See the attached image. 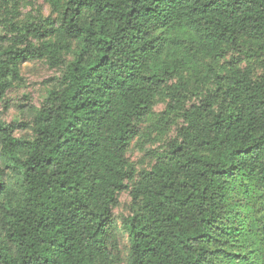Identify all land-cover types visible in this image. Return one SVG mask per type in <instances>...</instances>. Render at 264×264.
<instances>
[{"label": "trees", "instance_id": "1", "mask_svg": "<svg viewBox=\"0 0 264 264\" xmlns=\"http://www.w3.org/2000/svg\"><path fill=\"white\" fill-rule=\"evenodd\" d=\"M46 1L55 19L11 21L0 45V96L25 61L65 68L32 138L0 120V264H122L133 181L126 264H264V0ZM159 97L153 127L176 135L136 174Z\"/></svg>", "mask_w": 264, "mask_h": 264}, {"label": "rangeland", "instance_id": "2", "mask_svg": "<svg viewBox=\"0 0 264 264\" xmlns=\"http://www.w3.org/2000/svg\"><path fill=\"white\" fill-rule=\"evenodd\" d=\"M15 1L16 4L14 5L12 0H0V21L3 22L0 25V45L8 44L6 38L13 35L7 23L14 21L23 25L27 22H39L48 17L55 19L57 16L46 0ZM169 35L191 41V33L179 29L169 30ZM34 42L36 43V41ZM174 50L176 49L172 46L171 52ZM177 52L183 54V50L179 49ZM67 58L71 59L72 56L69 55ZM229 58L227 57L226 61ZM238 63L243 68L247 67L249 63L256 64L257 72H263V68L256 59L241 56ZM64 70L63 66H52L48 59L29 60L21 65V80L16 81L12 88L0 96V120L7 124L17 125L15 130L17 138L29 139L33 137L32 120L36 112L42 108L51 90L59 84V79ZM166 106L167 99L159 97L152 114L139 125L138 134L131 142L127 158L136 174L151 169L157 162V155L167 148L170 139L176 135L177 126H173L165 135H159L153 127ZM177 122L179 123L180 120L177 119ZM133 182H129V189L120 193L114 209L117 228L119 229L122 264L127 263V254L130 248L129 239L124 232L122 222L132 215L131 188Z\"/></svg>", "mask_w": 264, "mask_h": 264}]
</instances>
